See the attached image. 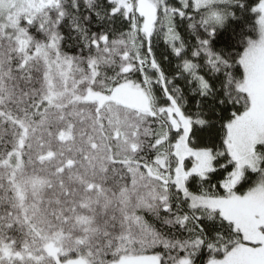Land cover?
<instances>
[{
  "label": "snow or ice",
  "instance_id": "obj_1",
  "mask_svg": "<svg viewBox=\"0 0 264 264\" xmlns=\"http://www.w3.org/2000/svg\"><path fill=\"white\" fill-rule=\"evenodd\" d=\"M0 264H264V0H0Z\"/></svg>",
  "mask_w": 264,
  "mask_h": 264
},
{
  "label": "trees",
  "instance_id": "obj_2",
  "mask_svg": "<svg viewBox=\"0 0 264 264\" xmlns=\"http://www.w3.org/2000/svg\"><path fill=\"white\" fill-rule=\"evenodd\" d=\"M160 49H161V50L163 49L162 41L160 42Z\"/></svg>",
  "mask_w": 264,
  "mask_h": 264
}]
</instances>
